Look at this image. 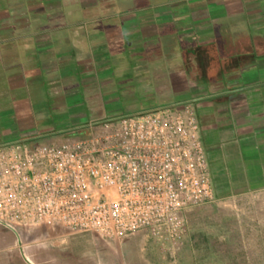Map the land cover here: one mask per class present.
<instances>
[{
	"label": "crops",
	"instance_id": "crops-1",
	"mask_svg": "<svg viewBox=\"0 0 264 264\" xmlns=\"http://www.w3.org/2000/svg\"><path fill=\"white\" fill-rule=\"evenodd\" d=\"M111 86L140 90L143 108L79 121L87 96ZM157 99L192 103L209 164H231L215 202L188 215L175 260L144 232L110 241L0 225V264H264V0H0V128L30 112L57 123L41 136L5 132L0 145L166 106Z\"/></svg>",
	"mask_w": 264,
	"mask_h": 264
},
{
	"label": "built area",
	"instance_id": "built-area-1",
	"mask_svg": "<svg viewBox=\"0 0 264 264\" xmlns=\"http://www.w3.org/2000/svg\"><path fill=\"white\" fill-rule=\"evenodd\" d=\"M215 200L191 104L92 122L59 145H0V225L16 234L117 241L144 232L172 251L186 236L185 213Z\"/></svg>",
	"mask_w": 264,
	"mask_h": 264
},
{
	"label": "rangeland",
	"instance_id": "rangeland-1",
	"mask_svg": "<svg viewBox=\"0 0 264 264\" xmlns=\"http://www.w3.org/2000/svg\"><path fill=\"white\" fill-rule=\"evenodd\" d=\"M159 83L160 82H154V81L151 82L154 91H156V88L160 86ZM139 92L140 90H138L135 87L128 88L124 86H111L109 88L100 89L96 94L91 95L89 97L87 96L85 100L86 110L84 112L87 120L85 119V121H83L81 117L79 118V121L81 119V122H84L83 124H85V123H88V120L91 119V117L93 116H99V115L107 116V115H112V114L127 115L128 113H133L134 111H138L143 108V104L139 101L137 97ZM167 99H169V97H167ZM168 101L169 100L160 102V99H157V104L166 105L168 107V105H170ZM189 104L193 105L192 103H189ZM54 116L55 115L52 114V112L47 111V113L40 114V115L37 114L36 112H30L28 114H25L24 116L13 117L11 118V123H12L11 125L6 124V125L1 126L0 139H3L5 137V132H7L8 135L10 136L15 137L14 139H21V138H26V137H31V136L44 135L51 131L50 128L53 129L54 126L57 125V123L54 120ZM0 123H6V122L4 120H0ZM85 131H86L85 129L76 130L74 132L68 133L67 135L64 136V138H62V136L56 137L54 141H50L46 139V140H43L44 142L39 141L37 145H59L67 141H73V140L84 137V135L86 134ZM206 159H207V168H208L209 178L213 186V189H216V187L219 185V182L223 181L226 177L231 175L230 160L225 158V155H224L223 161L220 163V165L218 166V169L216 170L212 165L209 164L210 156L208 153H206ZM204 207H207V205L192 208L187 213H185L187 232L190 229V225L192 226V223L190 222V220H188V215L192 214V212L195 209L204 208ZM199 225L200 224L198 222H193V226L195 227V229L199 228ZM201 226L204 229L208 227L206 223ZM145 240H146L145 242L149 243V245H157L149 237H145ZM176 249L177 248H174L172 251H167L166 255H170V254L172 255L171 257H169L170 259L169 261L175 260Z\"/></svg>",
	"mask_w": 264,
	"mask_h": 264
}]
</instances>
